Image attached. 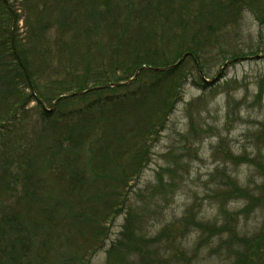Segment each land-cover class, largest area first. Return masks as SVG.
Instances as JSON below:
<instances>
[{
  "label": "trees",
  "instance_id": "1",
  "mask_svg": "<svg viewBox=\"0 0 264 264\" xmlns=\"http://www.w3.org/2000/svg\"><path fill=\"white\" fill-rule=\"evenodd\" d=\"M199 1L196 9L192 0H22L20 7L0 0V264H89L99 251L105 264H205L197 258L203 246L224 256L220 264H264L261 150L240 158L254 170L245 184L224 166L209 173L219 223L187 211L152 236L127 212L105 245L186 85L211 86L198 73L210 35L244 12L264 26V0H209V8ZM220 16L226 21L212 19ZM256 137L264 143V121ZM229 200L242 210L227 211ZM257 209L259 229H239V215Z\"/></svg>",
  "mask_w": 264,
  "mask_h": 264
},
{
  "label": "rangeland",
  "instance_id": "2",
  "mask_svg": "<svg viewBox=\"0 0 264 264\" xmlns=\"http://www.w3.org/2000/svg\"><path fill=\"white\" fill-rule=\"evenodd\" d=\"M21 1L8 0L18 7ZM192 1L191 7L197 9L201 1ZM203 3L200 8H209V0ZM17 12L20 15L17 33L22 38L26 34L24 21L27 16L22 9ZM206 12L209 17V11ZM212 19L226 21L222 16ZM203 50L201 72L207 80L220 72L224 64L222 56L235 52L244 56L228 64L219 78L209 83L208 89L186 85L165 129L153 144L149 163L133 183L122 213L111 223L106 247L108 241L117 239L127 212H133L134 224L152 236L179 221L187 211L204 223H219L222 219L220 202L214 198V188H209V173L215 166L226 167L240 184L255 179L253 167L240 158L243 154L254 157L258 150L264 153V143L256 137L257 126L264 121V26L260 28L252 15L244 12L236 25L220 27L210 35L209 44L204 45ZM32 106L34 103L28 107ZM225 149L234 154L233 159L224 160L222 152ZM157 174L161 175V180ZM225 206L227 211L239 213L243 203L229 200ZM262 221L259 209L247 215L240 214L239 229L252 234ZM195 237L193 231L186 236L185 246L189 253L196 244ZM202 248L197 256L202 263L220 264L224 260L222 254H209V246ZM89 264H105L104 251L92 255Z\"/></svg>",
  "mask_w": 264,
  "mask_h": 264
},
{
  "label": "water",
  "instance_id": "3",
  "mask_svg": "<svg viewBox=\"0 0 264 264\" xmlns=\"http://www.w3.org/2000/svg\"><path fill=\"white\" fill-rule=\"evenodd\" d=\"M189 54H184L173 66L175 67V66H177L182 60H184L187 56H188ZM264 56V55H263ZM240 59H242V58H238V59H234V60H231V61H228V62H226V63H224V65L222 66V68H221V70H220V72L212 79V80H207V79H205L204 77H203V75H202V72L199 70V75H200V77H201V79L203 80V82L205 83V84H209V83H212V82H215L218 78H219V76H220V73H221V71L226 67V66H228V64H230V63H232V62H235V61H237V60H240ZM196 67H198V65L196 64ZM153 70H155V71H164L165 70V68H153ZM136 76H137V71L134 73V75H133V78L132 79H130L128 82H132L133 81V79H135L136 78ZM127 82H124V83H117V84H112L111 86H118V85H122V84H126ZM82 93H84V92H82ZM75 94H81L80 92H77V93H75ZM75 94H73V95H75Z\"/></svg>",
  "mask_w": 264,
  "mask_h": 264
}]
</instances>
